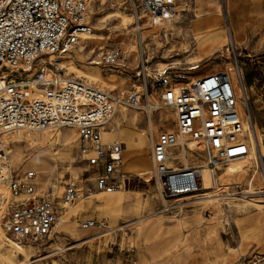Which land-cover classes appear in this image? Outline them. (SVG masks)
I'll list each match as a JSON object with an SVG mask.
<instances>
[{
	"label": "rangeland",
	"instance_id": "374dc122",
	"mask_svg": "<svg viewBox=\"0 0 264 264\" xmlns=\"http://www.w3.org/2000/svg\"><path fill=\"white\" fill-rule=\"evenodd\" d=\"M177 1L180 16L175 29L165 35L163 30L153 33L151 26L156 24L140 12L141 18H137L125 0H91L87 26L100 36L75 44L66 53L47 55L45 59L60 58L52 67L60 69L61 75L69 78L79 74L75 79L122 98L131 89L140 90V79L135 72L142 63L152 70L172 68L175 75L185 76L176 80L187 81L190 76L228 71L233 60L243 71L249 97L246 102L257 134L253 139L249 136L251 144L241 160H232L218 168L217 179L222 170L230 171L229 180L220 186L221 192L230 194L229 198L215 200L219 192L212 191L210 200L197 202L179 214L157 211L159 193L147 174L151 142L148 120L150 115L165 112L170 115L169 128L173 130L175 116L168 107L150 113L123 104L117 107L125 106L128 113H136L140 120L137 132L143 135L144 143L140 144L130 121L122 122L118 130L112 119L106 136L109 142L123 143V183L111 194H83L67 209L62 205L67 184L85 191L93 189L95 182V175L80 152L76 131L71 130L73 143L67 147L60 134L70 128L20 130L12 134L9 145L14 175L20 177L34 171L39 177V192L53 186L58 217L62 210L68 213L49 237L37 242H18L4 233L0 225V264H264V184L254 178L260 172L264 174V0ZM117 10L126 15V26L120 24L119 17H106ZM212 18L219 19L224 34L226 29L233 32L236 45H228L229 51L225 47L219 51L202 50L205 58L199 60L201 39L196 37L194 28L205 32L203 22ZM113 49H118L125 59L107 64L102 56ZM79 50L84 53L81 58L74 53ZM67 53L72 57L64 58ZM70 60L73 73H69ZM96 60L99 64L94 63ZM191 65L198 68L189 71ZM96 70L101 79L90 81L86 73ZM155 91L143 96L141 103L156 102L158 87ZM164 123L161 119L157 124V133L165 129ZM17 153L22 161L15 165L12 156ZM192 157H187L188 165L197 162ZM131 172L141 174L127 178ZM0 196H9L3 187ZM253 198L261 199L262 203L256 204L258 200ZM97 201H108L107 209L101 210ZM83 219L100 221L106 229L81 228L79 222ZM157 222L161 228L151 234V224Z\"/></svg>",
	"mask_w": 264,
	"mask_h": 264
},
{
	"label": "built area",
	"instance_id": "2783aa9c",
	"mask_svg": "<svg viewBox=\"0 0 264 264\" xmlns=\"http://www.w3.org/2000/svg\"><path fill=\"white\" fill-rule=\"evenodd\" d=\"M137 18L143 13L151 23L176 22L180 16L177 0H125ZM91 0H0V185L9 196H0V225L4 233L18 242L41 241L49 237L58 219L52 188L37 192L36 173L27 171L16 177L11 168L10 140L24 130L42 132L65 127L75 129L80 152L96 171L94 188L81 191L67 184L62 205L67 208L83 194L114 192L124 177L123 143L107 142L103 133L120 104L154 111L172 109L173 130H160L151 138L149 179L160 198L159 213L179 214L191 205L228 199L218 185V168L230 160H241L250 147L246 118L251 119L247 102L239 113L234 84L229 70L210 72L181 85L184 75L172 68L150 69L143 65L135 75L140 90L134 88L125 98L110 95L88 83L60 74L54 64L43 61L47 55L62 54L78 43L87 26ZM114 64L125 59L118 49L103 56ZM191 65L189 71H193ZM7 71L8 74H3ZM238 84L245 94V81L238 73ZM158 87L157 101L141 103ZM156 92V91H155ZM145 97V98H146ZM247 114V117L245 116ZM194 144L193 147L190 145ZM193 156L195 165L187 164ZM209 186H205L203 171ZM218 186L217 188H215ZM81 228L101 227L104 223L83 219Z\"/></svg>",
	"mask_w": 264,
	"mask_h": 264
},
{
	"label": "bare ground",
	"instance_id": "6f19581e",
	"mask_svg": "<svg viewBox=\"0 0 264 264\" xmlns=\"http://www.w3.org/2000/svg\"><path fill=\"white\" fill-rule=\"evenodd\" d=\"M107 15V14H106ZM112 16H116V17H119V19H120V24L122 25V26H126V23H127V17H126V15H124V14H122L120 11H115V12H113V13H108V15L106 16V17H112ZM106 17H104V18H106ZM102 21H103V18H102ZM152 24H153V22H152ZM157 24H159L158 26H157ZM203 24H204V26H205V32H202V31H200L197 27L196 28H194V31H195V35H196V37L198 38V40L199 39H201V43H199L200 44V46H201V51H199V53H200V58H199V60H204V51H202V50H205V49H209V50H215V51H219V50H222L223 49V47H225V50H227V51H229L230 50V47H227L228 45H232V47H235V45H236V42H235V39H234V34H233V32L232 31H228L227 32V29L225 30L226 32H225V34H224V32H222V29L221 28H219V19H216V18H212V19H207V20H205L204 22H203ZM155 25V24H154ZM199 25V24H198ZM146 28L147 27H150V26H147V25H144ZM144 27V28H145ZM151 27H153V29H154V31H153V33H157L158 31H160V30H163V32L165 33V35L168 33V32H171V31H173L174 29H175V27H176V22H173V23H167V22H165V21H159V22H156V26H151ZM200 27V26H199ZM228 29H229V27H228ZM230 30V29H229ZM235 33H237L236 31H235ZM100 35H96V34H94L91 30H85L84 32H82L80 35H79V40H78V43H77V45L78 44H80V43H82V42H84L86 39H90V40H95V39H97V37H99ZM200 41V40H199ZM198 41V42H199ZM198 45V44H197ZM66 52H68V51H66ZM65 52V53H66ZM77 52V53H76ZM76 52H74L75 53V56L76 57H78V58H81L83 55H84V53L82 52V51H76ZM211 52V51H210ZM101 53H99L98 55H100ZM64 58H70V57H72L71 55H70V53H67L65 56H63ZM100 57V56H99ZM48 60H46L45 58H42V60L43 61H49V63H51V64H55V62L58 60V59H60V58H57V57H49V58H47ZM208 59V58H207ZM59 62V61H58ZM57 63V62H56ZM91 63H93V62H91ZM94 63L95 64H99V61L98 60H96V61H94ZM69 66L71 65V60L69 61ZM60 65H62V64H60ZM62 67H64V65H62ZM198 68V65H196V66H194L193 67V69H197ZM97 69V68H96ZM187 69H192V68H187ZM229 73H230V75H231V77L233 78V79H235V81H236V83L234 84V87H235V93H236V98H237V105H238V109H239V113H241L242 115H244V113H246L245 111H244V105H245V103H246V101H247V99L249 98L248 97V90H247V85H244V87H245V94H243L242 93V91H241V89H240V86H239V84H238V82H237V80H238V73H242L243 71H242V68L241 67H236L235 66V64H234V61L232 60V62H231V67H229ZM79 71H81V72H83V73H85L84 71H82V70H80V69H78V72ZM231 71V72H230ZM73 72H75V69H74V67H72V66H70L69 67V73H73ZM3 74H8V72L7 71H4L3 72ZM76 74V73H75ZM76 76L77 77H69V78H79L78 76H79V74H76ZM100 72L98 71V70H96V72H94V73H90V72H87L86 73V77H88V79H90V81L91 80H93V81H97V79L99 78V79H101L100 78ZM85 77V78H86ZM195 77L194 76H190V78L187 80V81H180L179 83L181 84V85H184L185 83H187V82H189V81H191V80H193ZM96 79V80H95ZM87 81V80H86ZM87 82H89V81H87ZM118 110V112L116 113V115L114 116V118H113V121L115 122V125L117 126L116 128L118 129V130H120V125H121V123L122 122H124V121H130L131 122V124L134 126V129H135V131H136V133L139 135V137H140V140H141V142H140V144H143L144 143V137H143V135H141L139 132H137L138 130H139V124L138 123H140V120H139V118H138V116H136L135 114H131V113H128L127 111H126V108H125V106H120L119 107V109H117ZM149 110H147V113H150V112H148ZM169 114H167V113H163V114H156V115H150L149 116V120H148V127H149V131H150V135H151V138L152 137H154L156 134H157V124L160 122V120L161 119H164V124H162L164 127H165V129L166 130H170V128H169V126H170V123H169ZM245 116L247 117V114H245ZM244 125H245V129H248V132H249V136L253 139V137H254V135H255V133L257 134V132L255 131H253V130H255L254 129V126H253V123H252V119H248V117L246 118V122H244ZM65 128H69V127H65ZM64 128V129H65ZM71 130H74L75 131V129H73V128H70V129H67V130H65V131H62L61 132V134H60V136H61V138H62V140H63V142L65 143V146H67V147H71V145H72V143H73V135L71 134L72 132H71ZM46 131H48V130H46ZM106 132L107 131H105L104 133H103V139H105V140H107L108 141V139H107V136H106ZM253 132H254V134H253ZM114 140V139H113ZM110 141V140H109ZM112 141V140H111ZM128 143H130V142H128ZM18 146V145H17ZM191 147H193L194 146V144H191L190 145ZM140 147L141 146H139L138 148L140 149ZM17 148V147H16ZM19 149V148H18ZM59 149V148H58ZM56 151V150H55ZM56 154V153H55ZM136 154V153H135ZM138 154V153H137ZM190 156V155H189ZM134 157V156H133ZM136 157V156H135ZM144 157V156H143ZM12 160H13V164H18V163H20L21 161H22V158H21V154L20 153H17V155H13L12 156ZM232 162V160H230L229 161V163H231ZM228 163V162H227ZM222 166V165H221ZM220 166V167H221ZM219 167V168H220ZM91 169H92V171H93V173H94V175L96 174V171H95V169L93 168V167H91ZM145 169V168H144ZM137 170V169H136ZM223 171V173L218 177V181H219V186H221L222 185V183H224L225 181H227V180H229V178H230V176H231V174H230V171L229 170H226V169H224V170H222ZM138 174H141V173H137V172H131V174H129L128 175V177L127 178H130V177H133V176H135V175H138ZM148 174V173H147ZM203 174H204V183H205V186L207 185V186H209V178H208V175H207V171L206 170H204L203 171ZM148 178H149V176H148ZM254 178H255V180L257 181V182H260V183H263L264 184V174L262 173V172H260V174L259 175H255L254 176ZM36 181H37V192H39V184H38V182H39V177L38 176H36ZM52 186V185H51ZM2 187L3 188H5V190H6V192L8 191L7 189H6V187L4 186V185H0V193H2ZM218 186H216L215 188H217ZM52 188V192L54 191V188H53V186L51 187ZM220 188V187H219ZM46 192V191H45ZM114 192H116V191H114ZM214 192H219V189H216V190H214ZM41 193V192H40ZM102 193H105V194H111V193H113V192H110V193H107V192H102ZM8 194H9V191H8ZM216 195H219V194H216ZM212 196H210V198H211ZM150 199V198H149ZM151 199H152V196H151ZM253 199H255V200H258L257 201V203L256 204H260V203H262V201H261V199H259V198H253ZM98 202V204H97V206L98 207H100L101 208V210H103V209H105L107 206H108V201H105V202H103V201H97ZM150 204V203H149ZM67 209V208H66ZM107 209V208H106ZM105 211V210H104ZM68 213V210H66V211H64V210H62V215H60L59 217H58V219H57V222H56V226H55V229H57L58 227H59V225L63 222V219H64V217L66 216V214ZM154 213V212H153ZM151 226H153V227H151V229H149V231H150V233L152 234V233H154V232H157V230L159 231L160 230V228H161V225L157 222V223H155L154 225L153 224H151ZM95 227H98V226H95ZM92 235V234H91Z\"/></svg>",
	"mask_w": 264,
	"mask_h": 264
},
{
	"label": "crops",
	"instance_id": "0c3cea01",
	"mask_svg": "<svg viewBox=\"0 0 264 264\" xmlns=\"http://www.w3.org/2000/svg\"><path fill=\"white\" fill-rule=\"evenodd\" d=\"M105 140V139H104ZM105 141H107V140H105ZM115 142H117V140H114ZM107 142H109V140L107 141ZM112 142V141H111ZM148 162H149V153H148ZM58 211V210H57Z\"/></svg>",
	"mask_w": 264,
	"mask_h": 264
}]
</instances>
